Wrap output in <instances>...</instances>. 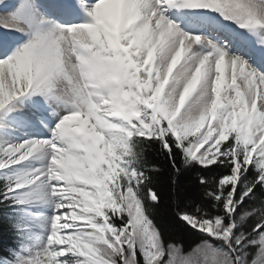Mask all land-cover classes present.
<instances>
[{
	"label": "snow or ice",
	"instance_id": "1",
	"mask_svg": "<svg viewBox=\"0 0 264 264\" xmlns=\"http://www.w3.org/2000/svg\"><path fill=\"white\" fill-rule=\"evenodd\" d=\"M0 264H264V0H0Z\"/></svg>",
	"mask_w": 264,
	"mask_h": 264
},
{
	"label": "trees",
	"instance_id": "2",
	"mask_svg": "<svg viewBox=\"0 0 264 264\" xmlns=\"http://www.w3.org/2000/svg\"><path fill=\"white\" fill-rule=\"evenodd\" d=\"M168 212H169V214H170V212H171V209H168Z\"/></svg>",
	"mask_w": 264,
	"mask_h": 264
}]
</instances>
